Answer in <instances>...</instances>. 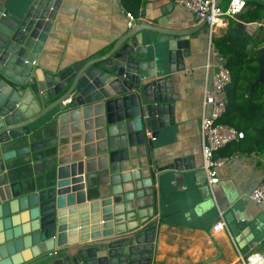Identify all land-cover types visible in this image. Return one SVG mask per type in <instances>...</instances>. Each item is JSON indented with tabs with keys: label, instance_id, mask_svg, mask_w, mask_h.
<instances>
[{
	"label": "crops",
	"instance_id": "crops-1",
	"mask_svg": "<svg viewBox=\"0 0 264 264\" xmlns=\"http://www.w3.org/2000/svg\"><path fill=\"white\" fill-rule=\"evenodd\" d=\"M0 1L18 8L28 0ZM229 1L216 0L222 8ZM244 1L246 8L264 4L259 0ZM138 12L132 23L157 20L174 30L193 28L201 23L174 0H141ZM126 14L121 0H61L37 58L36 71L41 75V70L52 72L99 56L127 28ZM229 20L232 19L217 27L212 37L222 35ZM259 24L264 30V20ZM212 37L206 24L190 37L188 55L183 59L184 69L178 73V82L174 85V93L178 95L173 110L174 127L156 141L157 147L148 148L146 136L149 138V134H144L135 109L113 100L60 114L44 133L26 138L21 143L23 147L8 148L23 153L9 158L0 172V234L8 235L1 249H12L7 258L10 264L26 261L33 255L32 250L56 249L53 238L46 237V227L41 229L49 222L42 225L40 221L48 219V211H52L48 221L55 223L56 189L55 185L51 187L54 204L50 209L47 202L50 189L46 188V182L54 181L58 166L83 162L86 204L111 200L113 229H129L143 221L150 222L157 214L153 196L158 185L152 181L150 163L161 167L177 158L192 159L193 171L197 172L195 187L198 181L205 187L194 189L196 207L189 209V215L178 209L177 213H167L163 216L166 220L157 224L153 264H237L238 251L223 215L229 208V199L238 204L243 217L254 225H264V203L256 204L249 199L250 193L264 183V158L255 153L225 155L227 147L220 150L217 157L226 161L217 169L218 183L211 188L214 196L212 194L210 200L207 190L204 192L208 184L202 170L199 127L208 43ZM182 174L190 178L188 172ZM19 190H23L22 195ZM76 207L73 204L65 210ZM87 216L84 220L79 212L66 216L67 225H76L75 229L67 230L68 238L79 237L81 227L87 228L89 234L100 230L101 212H89ZM218 223L222 225L216 229ZM33 234L37 235L36 241L31 237Z\"/></svg>",
	"mask_w": 264,
	"mask_h": 264
},
{
	"label": "water",
	"instance_id": "water-1",
	"mask_svg": "<svg viewBox=\"0 0 264 264\" xmlns=\"http://www.w3.org/2000/svg\"><path fill=\"white\" fill-rule=\"evenodd\" d=\"M60 4L61 0H28L15 8L0 1V172L14 154H23L22 150L17 153L8 148L23 147L21 143L26 138L38 137L56 116L69 110L122 101L140 117L144 134H149L148 148L157 147L156 141L174 127L173 110L178 99L174 85L178 73L184 69L190 37L204 26V21L184 30L170 29L157 20L132 23L99 56L52 72L41 70L40 75L35 69L36 61ZM238 28L248 35L263 30L259 23H238ZM256 60L258 75L250 92L255 85H264V46L257 50ZM150 167L152 181L158 185L153 196L157 214L150 222L143 221L129 229H113L111 200L86 204L83 162L58 166L54 181L46 182L50 209L54 204L51 187L55 185L56 189L55 223L48 221L52 211H48V219L40 221L42 225L49 222L41 229L46 227V237L53 238L56 249L32 250L29 259L13 264H153L157 224L166 220L163 216L167 213H177L178 209L189 215V209L196 207L194 189L202 190L205 184L198 181L195 187L197 172L193 171L191 158H177L161 167L151 162ZM213 186L206 185L204 190L210 200L214 196ZM22 192L19 190L21 195ZM21 203L20 197V207ZM227 203L224 224L237 251L241 255L254 250L264 254V225H254L243 217L234 201L228 199ZM73 204L77 207L65 210ZM98 210L103 215L100 230L89 234L87 228L81 227L79 237H67V230L76 228L75 223L66 224L68 214L79 212L84 220L89 212ZM31 237L37 240L36 234ZM7 238V233L0 234V264H10L7 258L12 249H1Z\"/></svg>",
	"mask_w": 264,
	"mask_h": 264
},
{
	"label": "trees",
	"instance_id": "trees-1",
	"mask_svg": "<svg viewBox=\"0 0 264 264\" xmlns=\"http://www.w3.org/2000/svg\"><path fill=\"white\" fill-rule=\"evenodd\" d=\"M121 1L124 11L136 18L141 0ZM263 20L264 4L249 5L236 20L228 21L222 35L212 37L231 78L224 90L226 111L220 122L244 134L242 140L227 146L225 155L255 153L264 158V85L257 84L250 92L258 75L256 56L264 46V30L248 35L238 28V23L248 25Z\"/></svg>",
	"mask_w": 264,
	"mask_h": 264
},
{
	"label": "built area",
	"instance_id": "built-area-1",
	"mask_svg": "<svg viewBox=\"0 0 264 264\" xmlns=\"http://www.w3.org/2000/svg\"><path fill=\"white\" fill-rule=\"evenodd\" d=\"M174 2L192 13L198 21H204L208 26L209 35L225 20L234 19L246 8L244 0H230L225 8L218 5L216 0H174ZM127 27L136 19L126 14ZM206 79L203 89L200 118V140L202 170L211 187L218 183L217 169L221 167L226 158L217 157V153L232 143H237L244 138V134L234 127L220 122L226 111L223 99L225 87L230 83V74L225 67V59L213 45L212 39L208 43V60L206 63ZM249 199L256 204L264 203V183L258 185L249 195ZM221 227V223H218ZM237 264H264V254L259 251L247 255L237 253Z\"/></svg>",
	"mask_w": 264,
	"mask_h": 264
}]
</instances>
